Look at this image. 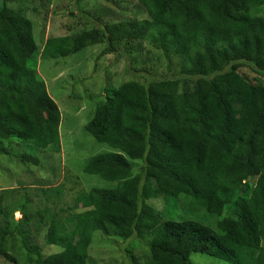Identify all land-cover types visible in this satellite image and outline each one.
Here are the masks:
<instances>
[{
  "label": "trees",
  "instance_id": "trees-1",
  "mask_svg": "<svg viewBox=\"0 0 264 264\" xmlns=\"http://www.w3.org/2000/svg\"><path fill=\"white\" fill-rule=\"evenodd\" d=\"M12 1L0 0V157L39 166L30 148L61 154L62 113L40 61L97 45L104 46L99 59L118 58L117 45L146 42L162 51L168 70L178 60L180 71L106 90L86 130L111 152L90 159L84 172L116 187L87 192L75 181L63 190L73 193L72 207L63 219L49 217L47 243L59 249L49 256L25 237L29 203L0 206V256L11 264H90L100 234L138 236L148 249L145 264H193V254L264 264V0H136L146 19L87 15L90 29L46 42ZM110 2L123 14L126 0ZM246 68L254 79L241 74ZM65 172L61 187L69 183ZM158 197L163 211L149 204ZM200 212L218 219L215 227ZM157 229L158 236H145Z\"/></svg>",
  "mask_w": 264,
  "mask_h": 264
},
{
  "label": "rangeland",
  "instance_id": "rangeland-1",
  "mask_svg": "<svg viewBox=\"0 0 264 264\" xmlns=\"http://www.w3.org/2000/svg\"><path fill=\"white\" fill-rule=\"evenodd\" d=\"M110 1L13 0L12 5H19L25 10L26 17L33 24L37 39L40 37L43 42L52 35L76 36L90 29L87 15L93 16L91 19L99 22L148 17L136 0H126L123 14L119 8L113 7ZM35 9L39 12L34 13ZM259 12L264 15V8ZM103 50V45H97L71 58L49 59L39 63V74L62 113L60 156L55 154V157L49 158L48 153L46 157V153L30 148L28 152L40 159L42 165L39 166L23 164L11 157H0V197L4 195L0 206L11 210L18 204L29 203L27 215L32 218L31 223L24 224V234L28 243L39 248L45 256L59 251L57 247L47 243L49 217L56 215V218L63 219L68 216L67 206L72 207L73 201L69 198L73 196V193L66 195L65 192L71 189L70 186H73L75 181L80 183L79 190L87 192L94 188L116 187V184L107 183L84 172L90 159L96 155L111 152L109 147L86 130L95 107L107 97L106 90L118 88L131 80L143 81L141 77L148 79L168 77L178 75L180 71L178 60L174 59L173 65L168 70L169 62L162 51L146 42L133 43L128 47L125 44L117 45V50L123 58L107 55L99 59ZM241 74L251 80L255 78V74L247 68L242 69ZM260 80L264 82V77H260ZM4 144L1 149L8 148L7 143ZM23 152L24 148L19 147L17 154H23ZM140 168L141 164L135 165V173ZM66 170L71 174L68 178L69 183L66 187H61L62 181L65 182ZM77 190L78 187L76 192ZM165 202L163 197L149 200V204L158 211L164 210ZM176 202L179 200L176 199ZM47 209L48 212H46ZM199 211L196 212L197 215ZM39 213L44 216V222L40 220ZM200 215L203 222L210 223L212 227H215L218 222V219L208 216L205 212H200ZM24 219L23 212L18 211L14 214V220L18 223ZM245 227L247 230L251 229L247 225ZM160 233V229L153 232L146 231L145 236L151 238ZM17 241L19 242L20 239L15 241L16 244H18ZM92 246L94 249L90 252V264H145L147 260V246L138 236L125 241L97 234ZM191 262L193 264H228L200 254H193ZM0 264L11 263L0 256Z\"/></svg>",
  "mask_w": 264,
  "mask_h": 264
}]
</instances>
